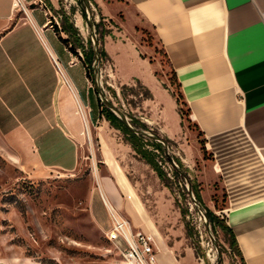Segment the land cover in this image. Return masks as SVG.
Here are the masks:
<instances>
[{
  "label": "crops",
  "instance_id": "crops-1",
  "mask_svg": "<svg viewBox=\"0 0 264 264\" xmlns=\"http://www.w3.org/2000/svg\"><path fill=\"white\" fill-rule=\"evenodd\" d=\"M15 2L0 0V150L28 174L72 171L79 163L85 130L77 108L83 110L87 128L82 100L48 44L46 32L51 29L46 9L19 13ZM91 3L121 30L125 21H133L139 38L136 56L151 75L147 82L140 78L162 91L156 78L162 68L160 57L154 48L142 46L138 30L151 32L155 46H160L169 62V71L176 75L197 134L185 123L171 129L158 107L160 132L181 147L188 134L194 135L197 147L203 140L209 160H203L198 179L202 183L209 174L213 191L210 202L203 203L216 213L214 196L222 194L225 206L220 213L234 232L246 264H264V0ZM110 3L118 8L115 16L109 13ZM199 156L204 158L202 150ZM102 160L109 176L100 181V191L135 228L153 236L160 264L172 261V256L175 264H183L184 256L177 258L183 241L174 228L158 224L156 207L149 212L129 201L131 197L123 199L122 194H130L131 188L120 167L107 153H102ZM186 162L192 165L187 157ZM93 217L101 227L110 228L111 219L99 222L94 213Z\"/></svg>",
  "mask_w": 264,
  "mask_h": 264
},
{
  "label": "rangeland",
  "instance_id": "rangeland-1",
  "mask_svg": "<svg viewBox=\"0 0 264 264\" xmlns=\"http://www.w3.org/2000/svg\"><path fill=\"white\" fill-rule=\"evenodd\" d=\"M46 3V0H38L33 5L24 4L25 9H17L19 13L46 9L48 27L52 30L46 32L48 44L56 52L78 90L89 131L83 117L78 114L85 127L84 142L80 147L79 163L72 171L49 170L38 175L28 174L0 150V264H125L121 252L106 238L109 225L101 227L93 217L94 213L99 222L110 219L108 208L100 196V181L109 176L102 153H107L120 167L131 188L130 194H122L123 199L127 200L129 196V201L140 203L149 212H154L156 207L160 220L158 224L163 228L167 225L174 228L178 240L183 241L181 252L177 255L178 259L184 256L183 264H241L240 259L232 255L225 244L222 232L218 231L217 236L213 234L204 208L193 200L194 194H189L188 182L183 178H175L172 173L170 159L180 169L175 161L177 159L187 172V177L201 189L202 201L210 202L213 192L209 185L211 176L204 175L202 183L198 179L204 169L205 159L199 156L200 142L197 147L191 134L181 141L183 147L177 142L166 145L162 142L164 138L157 122L158 107L162 109L161 116L171 129L181 128L185 123L192 132H197L188 125L186 107L182 108L184 118L179 115V121L177 117L179 112L173 93H178V87L171 77L160 46H155L151 32L143 30L141 33L138 30L142 46L154 48L160 57L162 68H158L156 78L162 91L146 84L151 75L148 68L138 62L136 51L139 38L131 19L122 24V30L113 20H104L99 31H111V34L98 43L101 36L94 25L101 21V14L91 2L90 9H86L85 19L77 0H51L55 12L47 9ZM72 8L75 9L74 13ZM108 10L115 16L118 8L110 3ZM63 14L70 17L86 48L90 42L93 46L97 43V47L105 48L109 59L93 65L98 86L106 99L124 113L128 122L132 118L141 121L148 125V134L159 137L158 142L164 145L165 152L155 151L152 147L149 149L155 151L157 161L167 173L168 186L136 155L124 141L122 133L112 128L105 119L99 118L98 95L90 92L89 88H93V85L87 84L83 66L77 57L72 56L71 59L53 33V25L63 26ZM35 16L42 17L39 13ZM78 22H81L79 27ZM62 37L67 38V35L62 33ZM78 52L82 56L80 49ZM70 59L74 65H70ZM140 84L150 91L152 99L143 100L144 91ZM186 157L192 161L191 166H187ZM214 200L216 216L224 219L220 213L225 206L224 196L217 194ZM116 210L121 216L127 217L121 209ZM186 227L191 236H188ZM133 228L139 231L134 225ZM171 260L163 264H175L173 256Z\"/></svg>",
  "mask_w": 264,
  "mask_h": 264
},
{
  "label": "trees",
  "instance_id": "trees-1",
  "mask_svg": "<svg viewBox=\"0 0 264 264\" xmlns=\"http://www.w3.org/2000/svg\"><path fill=\"white\" fill-rule=\"evenodd\" d=\"M88 3L92 2V0H86ZM46 8L49 9L51 12H55V8L52 5L50 0H46ZM78 4L81 6V15L85 19L87 17V5L84 2V0H77ZM86 5V7L84 6ZM75 12V9L72 8V13ZM63 26L58 27L57 25H53L54 32L57 34L59 40L61 43L65 46L67 51L73 56L77 57L79 59L80 64L83 66L85 71V77L86 80L93 85V88H89L91 93H96L98 95L97 103L99 108V118L105 119L112 128L119 131L123 134L124 141L130 145L132 150L136 153L137 156H139L141 159H143L158 175L160 180L165 183L168 181L167 173L162 169L159 162L156 159L155 151H159L164 153V145L171 144L172 141H170L168 138L163 137L162 142L164 145L159 141L158 136H152L148 134L149 127L147 124L131 119L130 122L125 121L120 115H118L116 112H114L109 105L104 100H101V94L105 97L104 92L99 88L98 81H97V75L95 74L96 70L93 67L94 63L98 60V63H101L105 59H109L108 55L105 51L104 47H97V43L95 46L92 45V43H89V47L86 48L82 42V39L80 37V32L75 27V25L71 22L70 17L63 14ZM105 20L104 17L101 15V21L94 25L96 28V31L100 33V39L99 41L103 40L105 36L110 35L111 31H99L103 25V21ZM112 23V21H111ZM113 24V23H112ZM62 33H65L67 35V38L62 37ZM72 40L74 44L72 43ZM78 49L82 51V56L79 54ZM163 52V51H162ZM164 54V53H163ZM167 64H169L166 56L164 55ZM172 79L174 80V83H176L178 87V93H173L174 97L176 98L177 104L179 106V113L184 118L185 113L183 112L182 108L186 107V103L184 102V99L180 92V86L178 85L176 81V75L172 71ZM139 83V82H137ZM141 85V84H140ZM126 87H123L125 89ZM142 90L144 91L142 94L143 100H150L152 99V95L150 91L141 85ZM106 98V97H105ZM104 101V102H103ZM109 102V101H108ZM112 104L111 102H109ZM119 110V109H118ZM120 111V110H119ZM121 112V111H120ZM122 113V112H121ZM123 116L124 113H122ZM187 120L188 123H190L189 120V111L187 109L186 111ZM126 117V116H125ZM127 119V118H126ZM190 126L193 127V125ZM147 133L148 135H144L143 133ZM201 136V134H199ZM151 138V139H150ZM153 139V140H152ZM201 150L203 152L204 158L207 159L208 155L205 149V144L203 140H200ZM152 147L153 150L151 151L149 148ZM209 158V157H208ZM175 160V159H174ZM180 169L174 168L172 169V173L175 178L177 179H185L189 186L192 194H194L196 201L200 203V205L204 208L206 217L212 227V232L215 236H217L218 231H221L224 237V242L228 246L229 250L231 251L232 255L238 257L240 259L241 264H246L245 259L242 255V252L240 250V247L238 245V242L236 240L234 232L231 230V228L227 225L225 218L220 219L216 214L205 207L202 197H201V189L191 180L187 177V172L183 170V165L179 160H175ZM190 194V192H189ZM182 215H184L182 211ZM188 236H191L189 229L186 227ZM225 248V247H222Z\"/></svg>",
  "mask_w": 264,
  "mask_h": 264
},
{
  "label": "built area",
  "instance_id": "built-area-1",
  "mask_svg": "<svg viewBox=\"0 0 264 264\" xmlns=\"http://www.w3.org/2000/svg\"><path fill=\"white\" fill-rule=\"evenodd\" d=\"M15 6L25 9L22 1L16 0ZM100 196L106 206V195L100 191ZM112 211H109L111 225L106 238L121 252L125 264H160L159 248L153 236L135 231L132 223L121 216L115 207H112Z\"/></svg>",
  "mask_w": 264,
  "mask_h": 264
},
{
  "label": "water",
  "instance_id": "water-1",
  "mask_svg": "<svg viewBox=\"0 0 264 264\" xmlns=\"http://www.w3.org/2000/svg\"><path fill=\"white\" fill-rule=\"evenodd\" d=\"M84 2L86 3V5H87V10H89L90 9V5H89V3L86 1V0H84ZM97 63H98V60L96 61ZM101 97L103 98V100L107 103V105H109V107H111V109L114 111V112H116L118 115H120L125 121H127V119H126V117L125 116H123L122 115V113L116 108V107H114L112 104H110L109 102H108V100L101 94ZM141 133H143L144 135H148L147 133H144V132H141ZM170 159V158H169ZM171 160V164H172V166L174 167V168H177L178 169V167L176 166V164L174 163V161L172 160V159H170ZM189 185V184H188ZM189 192H190V194L191 195H193L192 194V192H191V190H190V186H189ZM193 200L196 202V199L195 198H193Z\"/></svg>",
  "mask_w": 264,
  "mask_h": 264
},
{
  "label": "bare ground",
  "instance_id": "bare-ground-1",
  "mask_svg": "<svg viewBox=\"0 0 264 264\" xmlns=\"http://www.w3.org/2000/svg\"><path fill=\"white\" fill-rule=\"evenodd\" d=\"M18 2H20V1H18ZM80 25H78V27H79ZM78 113L83 117V110L81 109V108H79L78 109ZM85 120H86V124H87V129H88V131H89V124H88V121H87V118L85 117ZM105 200H106V206H107V208H108V210L110 211V212H113L112 211V205H111V203H110V201L105 197Z\"/></svg>",
  "mask_w": 264,
  "mask_h": 264
}]
</instances>
